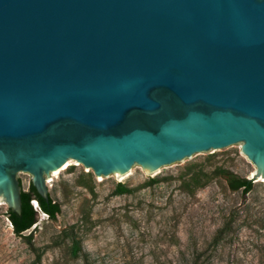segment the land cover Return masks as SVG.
<instances>
[{
	"label": "water",
	"instance_id": "water-1",
	"mask_svg": "<svg viewBox=\"0 0 264 264\" xmlns=\"http://www.w3.org/2000/svg\"><path fill=\"white\" fill-rule=\"evenodd\" d=\"M239 144L264 179V0H0V200L71 160L147 173ZM36 204V202H35Z\"/></svg>",
	"mask_w": 264,
	"mask_h": 264
},
{
	"label": "rangeland",
	"instance_id": "rangeland-1",
	"mask_svg": "<svg viewBox=\"0 0 264 264\" xmlns=\"http://www.w3.org/2000/svg\"><path fill=\"white\" fill-rule=\"evenodd\" d=\"M223 170L251 178L231 190ZM239 144L199 152L147 173L95 176L73 161L46 183L59 203L55 219L39 214L17 236L0 200V264H264V180ZM21 189L31 176L18 174ZM127 188L116 193L118 183ZM81 250L71 254L73 239Z\"/></svg>",
	"mask_w": 264,
	"mask_h": 264
},
{
	"label": "trees",
	"instance_id": "trees-1",
	"mask_svg": "<svg viewBox=\"0 0 264 264\" xmlns=\"http://www.w3.org/2000/svg\"><path fill=\"white\" fill-rule=\"evenodd\" d=\"M221 175L225 178L227 186L231 190L242 189L243 192H248L253 187L251 178L240 176L232 171L223 170ZM116 193H125L127 188L122 183H118L115 188ZM36 202V204H35ZM60 211V205L50 195L47 198L40 196L35 188L30 183L28 190L21 191V212L16 213L10 208L7 209V217L12 226L15 235L22 236L26 242L31 241V234L24 235L38 220L40 213H44L50 219H55ZM81 250L80 241L73 239L71 254L76 256ZM191 264H203L199 256L195 257Z\"/></svg>",
	"mask_w": 264,
	"mask_h": 264
},
{
	"label": "bare ground",
	"instance_id": "bare-ground-1",
	"mask_svg": "<svg viewBox=\"0 0 264 264\" xmlns=\"http://www.w3.org/2000/svg\"><path fill=\"white\" fill-rule=\"evenodd\" d=\"M70 161H71V160L67 161V162L64 163L60 168H58V169L52 171L51 174H52L53 176H56L60 171H62L63 169L67 168V166L69 165V162H70ZM258 179H260V180H264V179H262V178H258ZM42 215H44V213H42Z\"/></svg>",
	"mask_w": 264,
	"mask_h": 264
}]
</instances>
